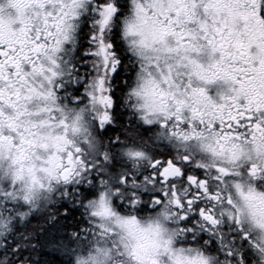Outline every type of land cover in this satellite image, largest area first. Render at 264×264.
<instances>
[{"label":"snow or ice","instance_id":"obj_1","mask_svg":"<svg viewBox=\"0 0 264 264\" xmlns=\"http://www.w3.org/2000/svg\"><path fill=\"white\" fill-rule=\"evenodd\" d=\"M0 264H264V0H0Z\"/></svg>","mask_w":264,"mask_h":264}]
</instances>
